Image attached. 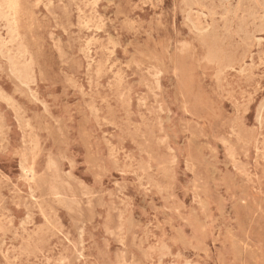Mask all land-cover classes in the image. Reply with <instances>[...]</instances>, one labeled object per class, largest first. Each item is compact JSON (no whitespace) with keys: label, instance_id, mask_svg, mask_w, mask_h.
Segmentation results:
<instances>
[{"label":"rangeland","instance_id":"1","mask_svg":"<svg viewBox=\"0 0 264 264\" xmlns=\"http://www.w3.org/2000/svg\"><path fill=\"white\" fill-rule=\"evenodd\" d=\"M0 217V264H264V0H0Z\"/></svg>","mask_w":264,"mask_h":264},{"label":"bare ground","instance_id":"2","mask_svg":"<svg viewBox=\"0 0 264 264\" xmlns=\"http://www.w3.org/2000/svg\"><path fill=\"white\" fill-rule=\"evenodd\" d=\"M14 7H15V5H14ZM17 42H18V41H17ZM19 42H20V41H19ZM20 43H21V42H20ZM113 44H114V43H113ZM18 45H19V44H18ZM113 46H114V45H113ZM114 48H115V46H114ZM107 63H108V62H107ZM88 72H89V71H88ZM18 73H19V74H18ZM18 73H17V76H18V77H24V78L26 77V78H28L26 75L22 74V72H18ZM26 78H25V79H26ZM6 100H7V99H6ZM167 120H168V119H167ZM58 129H59V128H58ZM1 133H3V132H1ZM22 155H23V152H22ZM21 157H22V156H21ZM50 208H51V207H50ZM0 218H1V217H0ZM11 260H13V259H11Z\"/></svg>","mask_w":264,"mask_h":264}]
</instances>
